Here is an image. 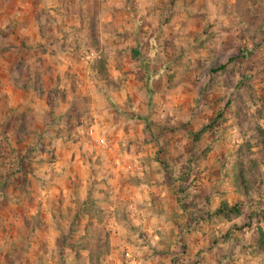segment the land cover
<instances>
[{
    "label": "clouds",
    "instance_id": "1",
    "mask_svg": "<svg viewBox=\"0 0 264 264\" xmlns=\"http://www.w3.org/2000/svg\"><path fill=\"white\" fill-rule=\"evenodd\" d=\"M36 4L38 28L49 37H60V43L61 31L67 36L65 51L53 44L57 55L51 59L58 65L59 80L41 83L27 100H17L9 91L7 107L15 110L22 105L18 111L23 116L15 118L24 121L30 137L26 143L34 149L23 162L22 179L37 186L51 221L49 230L69 236L70 218L60 216L67 217L76 200L78 206L87 202L93 215L104 219L103 224L94 221L91 229L83 224L76 229L81 264H90V253L101 250L116 264H161L157 252L170 253L163 264H170L172 256L179 258L178 264H264L260 231L264 216H252L264 210V161H257L256 149L249 152L245 147L252 135L249 129L256 123L264 128V119H252L258 105L246 100L242 88L237 91L240 74L233 67L223 76L214 74L218 62L201 51L195 39L199 36L207 43L208 32L235 39L264 30V0H36ZM3 27L7 30V25ZM233 54L229 49L228 55ZM30 63L36 66L34 59ZM192 85L199 91L207 88L204 99L185 95L193 91ZM229 99L234 102L226 122L212 123L210 107L216 109L218 103L223 107ZM204 115L209 119L201 121ZM198 122L210 134L202 147L195 138L189 142L177 137L176 145L171 136L160 135L171 129L200 132ZM20 139H25L23 134ZM161 147L163 152L157 155ZM53 151L55 164L49 163ZM209 153L210 161L191 165L201 186L188 188L192 195L186 213L175 204L180 197H173V189L183 184L189 160L200 162ZM60 192L62 209L56 203ZM184 243L189 246L186 255ZM47 248L50 255L44 264L57 254L54 244ZM37 252V243L13 229L5 235L0 225V264H37ZM66 253L74 255L70 248ZM107 261L102 258L101 264Z\"/></svg>",
    "mask_w": 264,
    "mask_h": 264
},
{
    "label": "rangeland",
    "instance_id": "2",
    "mask_svg": "<svg viewBox=\"0 0 264 264\" xmlns=\"http://www.w3.org/2000/svg\"><path fill=\"white\" fill-rule=\"evenodd\" d=\"M38 19L36 0H0V56L3 60L2 66H0V102L4 104L3 107H0V137H3L0 140V225L4 226L5 235H7L9 229H13L20 232L23 238L31 239L32 242L38 244L37 264H44L45 257L50 255L47 248L48 243L54 244L57 248V254L51 257L50 264H81L83 258L77 250L78 244L74 242L76 229L82 224L86 230L91 229L94 224L93 221L91 223L92 216L95 217L96 222L103 224V216L96 217L93 215V211L88 209L87 202L82 206H78L76 200H72L68 207V216L65 217L63 214L60 216L61 220L70 218L69 236L65 238L63 235H56L49 230L47 223L50 222V218L43 211L45 202L39 199L37 186L32 180L22 179L24 176L23 162L32 156L34 151L26 143V140L30 137L24 121L15 118L18 115L23 116V113L18 111L22 105H18L15 110L7 107V93L11 92L12 89L17 90L12 92L17 100H27L31 91L38 90L41 83L51 85L59 80V77L55 75L58 65L55 60L51 59L57 55V49L53 47V44L59 43L60 50L65 51L67 49V36L60 29H57V31H61L64 43H60V37H49L43 28H38ZM4 25H7V30L3 27ZM196 27L198 31H204L199 25H196ZM51 31L49 29V32ZM32 34H36L39 39L31 41L30 36ZM207 36V43L204 42L202 37L197 36L195 39L200 50L218 62L212 68V72L223 76L230 67H233L240 74V81L236 86L237 91L242 88L246 100L250 101L252 105H258L256 115L252 119L257 117L264 119V30L236 35L235 39H233V36H229L227 39L218 37L217 34L211 32H208ZM95 43L99 44V39ZM215 46L222 48L223 53H217ZM229 49L236 54L228 55ZM75 51L78 52L79 50L76 49ZM133 52L135 55H139L138 49H134ZM33 59L36 62L35 67L30 63ZM77 63H79V60H77ZM221 65H225V68L219 69ZM70 73L71 69H69L68 74ZM83 74L81 72V75ZM197 78L199 79V77ZM192 89L193 91L185 94L187 97L199 96L201 99L205 98L207 88L199 91L196 85H192ZM64 98L66 99V96ZM233 102V99H229L223 107L219 103L216 109L210 107L209 110L212 117H214L212 123L221 120L226 122V116L231 114L228 110L231 109ZM240 111V108L237 107V112ZM208 119L207 115L201 117V121ZM196 127L200 129V132L193 130L179 132L177 129H171L167 133L161 131L160 135L161 137L171 136L176 145L180 143L177 137H183L189 142L195 138L202 147L208 142L210 134L206 131V125L198 122ZM249 130L252 135L250 139L245 141V147L249 152L256 149L257 151L253 155L257 157V161H264V128L256 123ZM20 134H23L25 139H20ZM201 135L204 136L203 140L200 139ZM41 151H44V149H41ZM162 152L163 148L161 147L157 155ZM13 157H15V160H13ZM72 158L73 160L76 159L74 153ZM210 158L211 153L200 162L190 159L189 166L184 169L181 178L183 184H187L188 187L185 188L182 184L179 188L173 189V197H180L175 200V204H179L186 213L189 212L188 197L192 195L188 188L196 186L199 189L201 186L200 175L196 174L191 165L197 164L199 166L205 161H210ZM257 161H253V167L256 166ZM56 162L53 151L49 154V163L55 164ZM251 187L250 185L249 191ZM196 195L199 196L200 192L197 191ZM195 199L194 196L193 200ZM207 201L211 203V198L208 197ZM56 203L61 209L64 207L63 192H60V196L56 198ZM173 206L170 203L169 207ZM73 208H75V211H73ZM257 215L264 216V210L252 214L253 218ZM189 218L191 219V217ZM51 219H55V217ZM85 221L87 222L85 223ZM245 226L250 227V225ZM260 231L261 240L264 241V229ZM25 233L28 235L25 236ZM108 236H111V232H108ZM29 247H31V244H29ZM188 247L187 243L182 244V251L185 255ZM68 248L71 249L74 255L66 253ZM154 254L161 257V264L168 260L170 255L168 252ZM108 255H111V251L108 252ZM199 255L197 253V256ZM102 256H104L103 250L98 253H90V264H101ZM178 259V257L172 256L170 264H178ZM107 264H116V262L114 260L107 261Z\"/></svg>",
    "mask_w": 264,
    "mask_h": 264
},
{
    "label": "crops",
    "instance_id": "3",
    "mask_svg": "<svg viewBox=\"0 0 264 264\" xmlns=\"http://www.w3.org/2000/svg\"><path fill=\"white\" fill-rule=\"evenodd\" d=\"M39 36H40V35H39ZM30 38H31V41H37V40L39 39V37L36 36V34H32V36H30ZM2 63H3V60H2V58H1V56H0V66H2ZM15 79L17 80V78H15ZM13 91H17V90H16V89H12L11 93H12ZM57 191L59 192L60 190L57 189ZM92 217H93V219H91V223H92V221H93V222L95 221V217H94V216H92ZM50 222H51V221H50ZM50 222L47 223L48 226H49ZM95 222H96V221H95ZM102 258H104L105 261H107L106 257L102 256ZM102 258H101V259H102Z\"/></svg>",
    "mask_w": 264,
    "mask_h": 264
},
{
    "label": "trees",
    "instance_id": "4",
    "mask_svg": "<svg viewBox=\"0 0 264 264\" xmlns=\"http://www.w3.org/2000/svg\"><path fill=\"white\" fill-rule=\"evenodd\" d=\"M225 65H221L219 69H224ZM225 207L224 202L221 204V209H223ZM237 210H238V206H237Z\"/></svg>",
    "mask_w": 264,
    "mask_h": 264
}]
</instances>
